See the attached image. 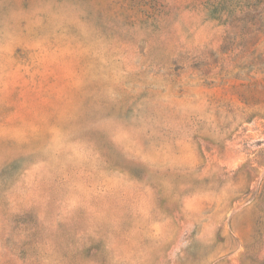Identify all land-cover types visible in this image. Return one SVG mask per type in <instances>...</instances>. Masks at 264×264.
Here are the masks:
<instances>
[{"label":"rangeland","instance_id":"1","mask_svg":"<svg viewBox=\"0 0 264 264\" xmlns=\"http://www.w3.org/2000/svg\"><path fill=\"white\" fill-rule=\"evenodd\" d=\"M0 264H264V0H0Z\"/></svg>","mask_w":264,"mask_h":264}]
</instances>
